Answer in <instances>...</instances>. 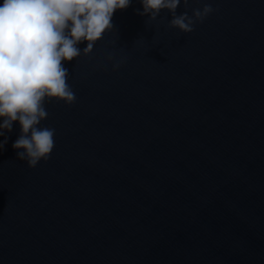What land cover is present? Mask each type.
<instances>
[{
	"label": "water",
	"instance_id": "water-1",
	"mask_svg": "<svg viewBox=\"0 0 264 264\" xmlns=\"http://www.w3.org/2000/svg\"><path fill=\"white\" fill-rule=\"evenodd\" d=\"M205 4L185 34L131 0L62 61L46 162L18 159V121L0 137V264H264V0Z\"/></svg>",
	"mask_w": 264,
	"mask_h": 264
},
{
	"label": "clouds",
	"instance_id": "clouds-1",
	"mask_svg": "<svg viewBox=\"0 0 264 264\" xmlns=\"http://www.w3.org/2000/svg\"><path fill=\"white\" fill-rule=\"evenodd\" d=\"M131 0H3L0 4V137L19 122L21 133L12 147L18 159L35 168L48 160L55 146V129L38 127L47 119L46 102L72 105L76 95L68 83L69 71L62 61L92 53L94 45L113 29L117 10ZM140 16L156 20L161 10L171 13L170 28L191 33L194 25L215 9L205 4L188 15H177L181 0H140ZM87 42L81 50L77 45ZM111 59V57H109ZM120 65L115 64L114 69ZM7 138L0 141V150Z\"/></svg>",
	"mask_w": 264,
	"mask_h": 264
}]
</instances>
